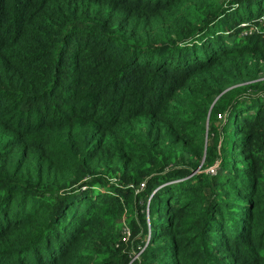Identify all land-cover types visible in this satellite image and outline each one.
<instances>
[{
  "label": "trees",
  "instance_id": "1",
  "mask_svg": "<svg viewBox=\"0 0 264 264\" xmlns=\"http://www.w3.org/2000/svg\"><path fill=\"white\" fill-rule=\"evenodd\" d=\"M0 264H264V0H0Z\"/></svg>",
  "mask_w": 264,
  "mask_h": 264
},
{
  "label": "built area",
  "instance_id": "2",
  "mask_svg": "<svg viewBox=\"0 0 264 264\" xmlns=\"http://www.w3.org/2000/svg\"><path fill=\"white\" fill-rule=\"evenodd\" d=\"M209 170H210V172H214V168L213 167H211Z\"/></svg>",
  "mask_w": 264,
  "mask_h": 264
},
{
  "label": "rangeland",
  "instance_id": "3",
  "mask_svg": "<svg viewBox=\"0 0 264 264\" xmlns=\"http://www.w3.org/2000/svg\"><path fill=\"white\" fill-rule=\"evenodd\" d=\"M243 31H245V30H243Z\"/></svg>",
  "mask_w": 264,
  "mask_h": 264
}]
</instances>
